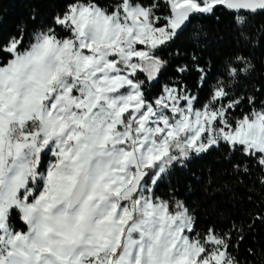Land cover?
Instances as JSON below:
<instances>
[{"label": "snow or ice", "instance_id": "snow-or-ice-1", "mask_svg": "<svg viewBox=\"0 0 264 264\" xmlns=\"http://www.w3.org/2000/svg\"><path fill=\"white\" fill-rule=\"evenodd\" d=\"M220 10L255 46L264 0H63L0 42V264H264V247L241 256L264 213L202 220L170 182L217 152L234 179L209 170L207 195L264 192V89H241L255 64L176 46Z\"/></svg>", "mask_w": 264, "mask_h": 264}, {"label": "trees", "instance_id": "trees-1", "mask_svg": "<svg viewBox=\"0 0 264 264\" xmlns=\"http://www.w3.org/2000/svg\"><path fill=\"white\" fill-rule=\"evenodd\" d=\"M63 4V0H0V42L7 41L11 36L17 35L18 30L26 27L30 33L34 27L31 16L35 13L40 23L47 21L54 12L58 11ZM249 31L255 38V46L248 43L237 45V31L233 24V16L220 10L212 17L196 18L186 29L185 34L177 41V47L182 51L191 53L197 50L201 56V63L211 61L213 67L220 64L229 56L241 53L248 57L255 64V71L247 79L242 81L241 89L252 91L254 87L264 89V34L260 29L264 28V14L257 16L250 22ZM202 32L207 35V41L197 47L195 34ZM187 59V58H185ZM174 67V65H173ZM173 74L172 68L168 70L162 79H167ZM188 83L195 87L196 73L187 77ZM204 95V93H202ZM264 98V93L260 94ZM231 165L226 163L220 153L213 152L210 155L196 158L189 162L186 168H177L170 177L173 187L180 190L184 195L187 185L192 184L195 191L186 197L188 203L197 208L201 219L215 218L218 211H224L245 220L250 215L264 213V192L247 193L243 188L235 187L236 200L229 199L226 192H218L215 195H207L204 191L205 181L209 175V170L215 183L222 184L224 181L232 180L234 177L224 175L226 170L230 171ZM193 175L200 177L199 181ZM255 176H253V180ZM246 183L251 185L252 181L246 179ZM168 182L161 185L160 191H166ZM252 196V202L247 197ZM195 202V203H194ZM259 205V206H257ZM255 236L259 244L252 243V234H249L245 244L241 248V256H245L244 247L251 245L259 249L264 247V225L259 221L256 223ZM249 259H252L249 257Z\"/></svg>", "mask_w": 264, "mask_h": 264}]
</instances>
